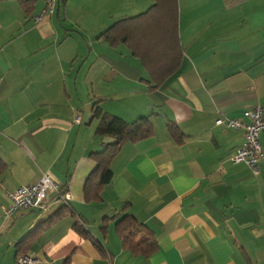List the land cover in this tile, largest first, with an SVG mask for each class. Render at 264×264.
Masks as SVG:
<instances>
[{"label": "crops", "instance_id": "0c3cea01", "mask_svg": "<svg viewBox=\"0 0 264 264\" xmlns=\"http://www.w3.org/2000/svg\"><path fill=\"white\" fill-rule=\"evenodd\" d=\"M24 1L0 0V264H16L17 242L63 204L50 201L43 219L39 210L3 213L5 193L42 172L70 191L74 214L33 237L25 254L39 264H264V157L256 174L234 164L243 131L215 124L246 121L242 112L254 107L264 115V0H178L181 64L154 89L138 58L103 38L152 0H57L40 22L45 0L28 13ZM94 103L128 122L149 117L154 130L122 145L101 200L86 202L89 154L112 140L96 134ZM259 140L264 146V133ZM122 212L153 231L158 250L149 257L122 248Z\"/></svg>", "mask_w": 264, "mask_h": 264}, {"label": "trees", "instance_id": "16d2710c", "mask_svg": "<svg viewBox=\"0 0 264 264\" xmlns=\"http://www.w3.org/2000/svg\"><path fill=\"white\" fill-rule=\"evenodd\" d=\"M152 1L153 3L143 12L124 16L114 21L104 31L103 38L110 46L115 47L119 44L126 46L130 53L140 61L147 75L146 81L150 88L154 89L160 87L178 71L182 60V44L178 28V0ZM32 7L33 0L23 2V9L26 13L30 12ZM92 118L97 120L96 134H107L112 140L106 143L101 151L89 154L96 166L87 176L84 184V200L86 202L101 200V189L110 184L113 178L110 163L122 145L148 138L154 130L149 117L142 116L128 122L103 111L97 103L93 105ZM166 128L176 143L182 142L184 133L174 121L168 120ZM5 168L6 165L0 161V174ZM67 213L74 214V210L69 203H63L52 215L40 222L17 242V251L22 255L25 254L27 246L35 235L60 220ZM116 216L119 218L116 220L115 231L124 250L132 255L145 258L158 250L155 235L146 224L123 212ZM116 216L114 215L113 218ZM75 228L78 233L92 239L94 245L98 246V242L93 239L92 234L83 224L76 223Z\"/></svg>", "mask_w": 264, "mask_h": 264}, {"label": "built area", "instance_id": "2783aa9c", "mask_svg": "<svg viewBox=\"0 0 264 264\" xmlns=\"http://www.w3.org/2000/svg\"><path fill=\"white\" fill-rule=\"evenodd\" d=\"M56 1L45 0L44 8L34 17V20L40 22L44 15L51 14ZM242 115L246 121L219 117L215 124L243 131L244 144L238 148L233 156V163L243 162L251 172L256 173L255 162L259 157L264 156V146L259 143V136L264 133V116L259 107L244 111ZM79 121L77 116L74 122L79 123ZM5 196L9 203L3 207V213L7 217L12 216L19 209L46 211L50 201L69 203L71 199L70 191L62 188L47 172H42L37 183L21 185L16 189L7 191ZM39 262V259L27 254L20 255L16 259V264H39Z\"/></svg>", "mask_w": 264, "mask_h": 264}, {"label": "rangeland", "instance_id": "374dc122", "mask_svg": "<svg viewBox=\"0 0 264 264\" xmlns=\"http://www.w3.org/2000/svg\"><path fill=\"white\" fill-rule=\"evenodd\" d=\"M131 16H132V15H131ZM54 209H55V208L52 207L51 209H48V210H46V211L41 212L39 215H40V217L43 219V218H45L47 215H49L51 212H53ZM33 216L35 217V216H37V215L34 213Z\"/></svg>", "mask_w": 264, "mask_h": 264}, {"label": "bare ground", "instance_id": "6f19581e", "mask_svg": "<svg viewBox=\"0 0 264 264\" xmlns=\"http://www.w3.org/2000/svg\"><path fill=\"white\" fill-rule=\"evenodd\" d=\"M46 15H50V14H46ZM45 16V15H44ZM264 116V115H263ZM79 117V119H80V116H78ZM80 122V121H79ZM263 134V133H262ZM244 141V140H243ZM244 144V143H243ZM261 145V144H260ZM243 146V145H242ZM241 146V147H242ZM262 146V145H261ZM264 157V156H263ZM263 157H259L257 160H259L260 158H263ZM231 160H232V162H233V157H232V155H231ZM257 160H256V162H257ZM256 162H255V165H256ZM239 163H243V162H239ZM239 163H234V164H239ZM245 164V163H244ZM254 165V166H255ZM246 166V165H245ZM256 167V166H255ZM256 172H257V167H256ZM253 173V172H252ZM253 174H256V173H253Z\"/></svg>", "mask_w": 264, "mask_h": 264}]
</instances>
